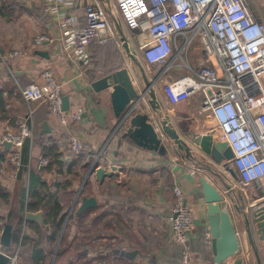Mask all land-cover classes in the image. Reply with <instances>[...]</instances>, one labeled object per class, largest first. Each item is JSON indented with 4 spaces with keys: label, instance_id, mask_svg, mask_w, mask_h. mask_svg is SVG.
<instances>
[{
    "label": "crops",
    "instance_id": "1",
    "mask_svg": "<svg viewBox=\"0 0 264 264\" xmlns=\"http://www.w3.org/2000/svg\"><path fill=\"white\" fill-rule=\"evenodd\" d=\"M104 1L109 19L117 22L112 10L113 0ZM254 1L252 6L256 14L264 18V0ZM43 5V0H0V51H22L17 56L0 60V134L6 123L14 125L29 109L33 110L34 131L32 139L27 138L21 147L23 166L18 178L8 179L0 175V186L7 194L6 199L0 197V223H10L11 231L18 227L21 233L17 243L10 242L7 253L16 251L18 264H183L180 260L182 244L172 238L169 223L173 201L171 187L178 185L194 215L193 226L185 240L189 249V259L185 264H256L242 212L236 206L242 203L243 211H246L257 201L264 200V190L241 186L229 159H215L189 140V136L195 137L205 132L214 136V129L208 122L209 116L201 110L200 94H193L181 104V108L162 100L163 80L174 77L175 71L178 72L181 67L176 65L167 70L155 81L152 89L160 104V118L168 116L178 135L194 151V158L188 157L184 150L175 148L172 141L168 144L167 152L160 153L138 145L129 136L123 135L126 124H119V117L112 110L111 88L100 91L92 88L91 82L110 70L126 67L133 76V72L140 73L141 66L144 70L146 67L152 70L157 68L155 65H143L144 61L138 53L142 35L138 36L135 32L133 37L127 35L133 44L129 45L131 52L125 50L124 42L119 48L110 40L113 38H95L89 46L88 61L82 65L83 75H78V69L62 48L65 31L55 19L44 14ZM76 13L82 21V7ZM39 33H49L54 40L34 47V37ZM202 63H208V60L203 57L196 66ZM46 66L62 83V94L67 95L66 110L82 108L80 120L63 128L59 127L45 103L27 102L21 95V88L39 79L41 70ZM141 76L149 79V73L146 71L137 76L142 87ZM133 83L137 87L138 82ZM147 99L148 93L138 107L139 111L150 110ZM43 121L47 122L50 131L39 134ZM71 134L87 140L92 152L70 156L68 137ZM4 148L8 149V145ZM5 149L0 147L2 155ZM99 149H102V154L97 165L103 167L106 173L103 177L96 175L94 169L88 172L92 157ZM40 156L46 157L47 161L49 156L52 159L57 157V161L63 164L61 170L55 163L50 169H39L37 161ZM82 157L85 166L72 165L67 168L72 160ZM209 169L221 176L230 191L213 182ZM31 173L40 175L47 184L54 185L52 191L57 194L63 190L65 193L73 190L56 241L48 236L50 228L44 222L43 214L31 211L39 213V216L26 217L29 210L25 199L15 196L17 184L22 181L26 184ZM201 176L212 181L223 194V209L229 212L237 233L238 249L220 262L214 261L209 242ZM90 196L95 198L94 205L78 211L82 197ZM65 200L66 197H62L60 203L63 204Z\"/></svg>",
    "mask_w": 264,
    "mask_h": 264
},
{
    "label": "built area",
    "instance_id": "2",
    "mask_svg": "<svg viewBox=\"0 0 264 264\" xmlns=\"http://www.w3.org/2000/svg\"><path fill=\"white\" fill-rule=\"evenodd\" d=\"M43 4L44 14L55 19L65 31L62 48L66 57L78 69V75H83L82 65L88 61L92 41L97 37H115L107 4L104 0H43ZM79 7L83 9L82 21L76 13ZM112 10L126 27L141 30L140 57L148 65L162 66L154 78L156 81L175 64L187 69L163 80L162 100L179 105L193 94H200L201 110L220 132L221 137L214 128L213 137L226 141L231 150L229 164L236 180L241 186L264 190V18L256 14L249 0H113ZM194 38L208 60L196 67L187 55ZM53 40L49 33H39L33 45L39 47ZM21 52L19 49L0 51V60ZM61 85L53 70L46 66L39 79L21 88V95L27 102L45 103L63 128L80 120L82 108L63 109ZM32 112L29 109L14 125L6 123L0 134V147L5 149L8 144L0 160V175L8 179H15L23 166L21 147L27 138L32 139L34 132ZM68 152L75 157L91 153L92 147L87 140L71 134ZM101 154L99 149L92 157V165L98 164ZM46 163L47 158L40 156L37 167ZM171 191V235L182 244L180 260L185 264L189 259L185 240L194 215L183 190L173 185ZM260 205H264V200L246 211L250 214ZM8 257L5 264H18L16 251L8 253Z\"/></svg>",
    "mask_w": 264,
    "mask_h": 264
},
{
    "label": "water",
    "instance_id": "3",
    "mask_svg": "<svg viewBox=\"0 0 264 264\" xmlns=\"http://www.w3.org/2000/svg\"><path fill=\"white\" fill-rule=\"evenodd\" d=\"M123 41L125 50L129 51V43L125 38H123ZM128 72L129 70L126 67H120L105 72L102 76L91 82L92 88L95 91L111 88L109 96L112 110L119 117V124H126L123 135L129 136L138 145L160 153H166L169 147L168 144L172 141L175 148L184 150L188 157L194 158V151L178 135L175 127L170 123L168 116L164 115L163 119L160 118V112H158L160 104L156 101V96L152 89V84L156 79L150 80L145 76H141L143 81L142 87H135L133 82H138V77L135 80L134 76H130ZM147 93L149 94L147 102L150 104V110H136V106ZM62 106L63 109H67V95H62ZM184 114L188 116L186 111H184ZM190 122H192L191 119ZM40 126L39 134L50 131V127L46 121H43ZM184 133L187 135V132ZM189 140L194 145L199 146L201 151L211 155L215 159H230L232 156L226 141L216 139L210 132H205L195 137L189 136ZM92 169L100 177L106 174L101 166L93 164L88 172L92 171ZM209 171L213 175V182L220 184L227 190L230 189L229 185L223 181L218 173L211 169ZM199 179L206 202L208 231L210 235L209 242L213 259L215 262H220L233 255L238 249L237 233L233 227L229 212L223 209V194L221 191L218 190L212 181H207L204 176H201ZM94 203V197H82L78 211L89 208ZM242 206L243 204L241 203V206L237 205L236 207L239 212H242L245 222V232L251 247L254 249L255 263L264 264V205L253 208L250 214L245 210L243 211L244 206ZM38 216L39 213L26 212V217L28 218ZM10 238L11 224L5 223L0 233V264H5L9 260L6 250L10 245Z\"/></svg>",
    "mask_w": 264,
    "mask_h": 264
},
{
    "label": "trees",
    "instance_id": "4",
    "mask_svg": "<svg viewBox=\"0 0 264 264\" xmlns=\"http://www.w3.org/2000/svg\"><path fill=\"white\" fill-rule=\"evenodd\" d=\"M44 148L50 150V148H47L45 146ZM44 153L48 154V152ZM0 157H2V153H0ZM83 160V157L74 159V161L72 160L67 168L69 169L72 165H75L77 167L85 166V164H83ZM52 163H55L58 166L59 170H61L63 166L62 162L57 161V157H54L52 159L51 156H49V160L47 161V163L39 169H50ZM53 186L54 185L52 184H47V182L44 181L40 175L31 173L29 181L26 184L23 181L17 184L15 196H21L23 199H25L27 210H29L30 212L39 211L43 214L44 222H46V224L50 228L48 236L52 241H56L65 220L67 208L69 207L70 201L72 200L73 190L71 189L70 191H68V193H65L63 190L60 194H57L55 191H52ZM64 187L65 185L63 186V188ZM0 197L5 199L7 198V194L5 193L2 186H0ZM62 197H66V200L63 204L60 203ZM1 225L3 224L0 223V226ZM20 235V229L18 227L13 228L11 231L10 242L17 243L19 241ZM59 252L60 248H58L57 250V253Z\"/></svg>",
    "mask_w": 264,
    "mask_h": 264
},
{
    "label": "rangeland",
    "instance_id": "5",
    "mask_svg": "<svg viewBox=\"0 0 264 264\" xmlns=\"http://www.w3.org/2000/svg\"><path fill=\"white\" fill-rule=\"evenodd\" d=\"M254 0H249V2H250V4L251 5H253L254 4V2H253ZM256 4H258V2H256ZM259 5V4H258ZM117 22H114L113 23V25L115 26V30H116V33H115V37L113 38V39H110L111 41H113V43L116 45V47H121V40L123 39V38H127V35H131V37H133L134 35H132V34H134V32L139 36V34L141 35V30L140 29H131V28H128V27H126L125 25H124V23H123V21H122V19H120L118 16H117V20H116ZM122 28V29H121ZM121 29V30H120ZM127 42L129 43V45L130 44H132V40H130V39H127ZM133 45V44H132ZM187 55H188V60H189V62L191 63V65L193 66V67H196V65H197V63L199 62V61H201L202 59H203V54H202V52H201V50H200V47H198V41H197V39L196 38H194V39H192L191 41H190V43H189V45H188V48H187ZM146 63L144 62V64L143 65H145ZM176 65H178V66H180L181 68H180V70L177 72V71H175V73H174V76L175 75H177V74H181V73H184V72H187V69L184 67V66H181V65H179V64H175L174 66H176ZM140 67V66H139ZM158 68V69H157ZM157 68H155L154 70H152V69H149L148 67H146V69L144 70V67L143 66H141V69H139L140 70V73H143V74H145V72L147 71L148 73H149V79L150 80H153L155 77V75L157 74H159L160 73V71H159V67L157 66ZM159 71V72H158ZM158 72V73H157ZM139 73V74H140ZM139 74L138 73H135V72H133V76H134V78H135V80H136V78H137V76H139ZM156 75V76H157ZM148 76V75H147ZM139 80V79H138ZM142 80V79H141ZM140 84L141 83H139V81H138V85H137V87H141L140 86ZM164 98V97H163ZM143 100V99H142ZM142 100L140 101V103L136 106V110H138V107L139 106H141V102H142ZM182 104V103H181ZM181 104H179L178 106L181 108ZM208 122L212 125V127H213V129L214 128H216L215 129V134L217 135V136H219V137H221L220 136V132H219V130H218V128H217V126L216 125H214V122L210 119V118H208ZM214 132V131H213ZM233 172H234V170H233ZM235 173V172H234ZM243 187H246V186H243ZM246 192H247V189H246ZM60 238V237H59ZM60 240H62V238L60 239ZM76 243H77V239H76V241H75ZM74 246H76V244L74 245Z\"/></svg>",
    "mask_w": 264,
    "mask_h": 264
}]
</instances>
